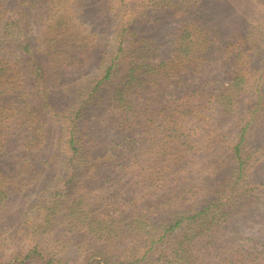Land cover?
I'll return each mask as SVG.
<instances>
[{
  "label": "trees",
  "instance_id": "16d2710c",
  "mask_svg": "<svg viewBox=\"0 0 264 264\" xmlns=\"http://www.w3.org/2000/svg\"><path fill=\"white\" fill-rule=\"evenodd\" d=\"M208 1L212 7L224 2ZM205 2L155 1L156 6L162 9L191 11L205 24H209L213 20L204 12L202 6ZM236 5L247 7L248 11H240ZM115 6H118L113 8L119 39L116 41V50L112 53L103 77H97L90 88L85 85L81 87V96L73 103V108L59 112L44 99V71L39 61H29L28 66L36 78L37 94L44 99V111L49 110L54 116L52 118L62 124L58 150L64 170L62 178L58 179L52 190H44L37 200L29 202L30 208L23 216V227L10 234L6 232L0 235V264H202L203 254L197 248L214 250V257L209 260L215 264L221 260L225 264H237L243 260L247 262L246 257L251 258L252 264H264L262 235L247 238L254 245V249L249 251L246 245L239 244L242 236L235 239L238 243L231 241L227 248L224 247L221 242L226 238L217 231L230 227L227 223L236 212L234 210L246 199L256 195V192L264 200V179L261 177L264 172V145L251 146L253 131L264 115V0H227L222 4V7H228L226 13L234 8L242 12L249 22L243 37L224 29L221 21L218 23L219 30L213 25L215 33L219 32L210 39L197 35L194 27L186 28L175 46L174 57L169 59L171 65L163 62L156 68L161 71L187 68L200 61L204 53L210 55L216 47L223 46L229 58H235L236 63L232 69V83L220 96L225 112V116H222L231 120L240 116V124L233 132L230 155L232 176L228 184L225 187L223 184L203 202L189 206L188 210L171 213L163 220L152 212L149 214L151 206L144 213L138 214V209L150 204L151 201L147 199L173 191L179 182L187 179L196 166V160L206 152L202 148L201 136L199 138L192 124L197 120L206 122L204 111L208 100H203L206 96L201 92L199 97L202 99L188 95L175 107H171L159 91L151 90L149 95L145 93L147 96L143 107L136 110L131 98L136 93L133 83L139 80L137 71L154 68L150 60L143 67L130 64L126 81L112 90L111 100L122 113L117 121L113 147H89L90 139L85 128L88 112L98 104L99 95L111 88L115 74L119 70L124 73L122 65L128 59L125 50L128 49L135 29L147 22L142 17L143 13L146 15L143 12L148 6L146 1L131 7L125 0H121ZM248 66L253 69L252 80ZM238 106L239 113L235 110ZM11 111V107L0 108V163L1 156L10 144V122L14 117ZM38 134L45 139L46 134L41 127ZM224 137L228 138V135ZM125 146L134 155L122 162L113 148ZM139 152L141 155L138 157ZM109 165H119L127 175L125 179H118V182L126 181L125 187L119 185L109 192L110 196H106L108 207L115 200L118 201L117 218L101 220L95 215L96 207L103 203L99 196H95L91 202L87 195L80 194L68 205L67 198L74 190L72 188L88 177L90 171ZM1 167L0 164V203L3 202L1 195L4 194L2 185L6 182ZM110 179L107 178L108 181ZM130 189L140 196L129 197L127 190ZM127 206H131L134 211L126 213L124 209ZM65 210L66 215L63 217ZM103 216L107 217L108 214ZM261 218L264 219V216ZM66 221L68 225L86 229L98 242H103L104 248L88 251L79 246H68L56 238L54 231L57 224ZM126 240L130 241V246L121 250L120 246ZM194 246L197 248L192 250ZM212 261L205 264H213Z\"/></svg>",
  "mask_w": 264,
  "mask_h": 264
},
{
  "label": "rangeland",
  "instance_id": "374dc122",
  "mask_svg": "<svg viewBox=\"0 0 264 264\" xmlns=\"http://www.w3.org/2000/svg\"><path fill=\"white\" fill-rule=\"evenodd\" d=\"M119 1L121 0H0V108L11 107L14 115L10 122L12 132L9 148L1 156L0 163L2 175L6 179L2 185L3 202L0 203V235L6 232L10 234L23 227V216L29 202L37 200L44 190H52L58 179L62 178L64 169L58 150L62 124L52 118L54 116L49 110L44 111L42 103L46 99L59 112L73 108V103L81 96V87L85 85L90 88L97 77H103L112 53L116 50L118 29L114 8L118 7L115 3ZM125 1L131 7L146 1L148 6L143 10L146 15L143 13L142 17L147 22L135 29L128 49L125 50L128 59L122 65L124 73L119 70L115 74L111 88L99 95L98 104L88 112L85 128L90 139L89 147H113L117 121L122 113L111 97L113 98L114 87L126 81L130 64L143 67L150 60L154 68L137 71L139 80L133 83L137 94L131 96L136 110L143 107L151 90L159 91L171 107H175L188 95L202 99L199 97L201 92L206 96L203 100H208L204 111L206 122L197 120L192 124L199 138L201 136L202 148L206 152L196 160V166L187 179L179 182L173 191L147 199L151 201L150 204L138 209V214L144 213L151 206L149 214L152 212L163 220L171 213L188 210L189 206L203 202L223 184L224 187L228 184L227 181L232 176L230 155L233 132L240 124V116H236L233 121L223 117L225 112L220 96L232 83V69L236 63L235 58H229L223 46L216 47L210 55L204 53L200 61L187 68L170 71L156 68L163 62L171 63L169 59L174 57L175 46L186 28L194 27L197 35L210 39L219 32L215 33L213 25L219 30L218 23L221 21L224 29L243 37L249 22L242 12H247L248 9L236 5L241 13L234 8L226 13L229 4L227 8L222 7V4L227 0H216L215 3L224 2L221 5L215 4L214 7L206 0L202 7L213 22L205 24L191 11L157 7L155 1L158 0ZM32 59L40 62L38 63L45 74L44 99L37 94L36 78L28 66ZM247 69L251 73V79L253 69L251 66ZM110 90L113 91L110 93ZM235 110L239 113L240 106ZM40 127L46 134L45 139L38 134ZM224 135H228V138ZM252 136L251 146L264 145V115ZM113 149L122 162L134 155L126 146ZM140 155L139 152L137 156ZM126 176L119 165L94 169L72 188L74 190L67 198V203L71 205V201L80 194L87 195L91 202L95 196H99L103 203L96 207L95 215L101 220L117 218L119 203L115 200L108 207L106 196H110L109 192L119 185L125 187L126 181L118 182V179H125ZM261 177L264 179V172ZM107 178L111 179L108 181ZM127 194L132 198L140 196L133 193L132 189L127 190ZM255 194L234 210L236 212L227 223L230 227L217 230L220 231L219 235L226 238L221 242L224 247L227 248L231 241L236 242L235 239L242 236L239 244L246 245L252 251L254 245L247 238L264 237V219L261 218L264 216V200L259 192ZM127 207L124 209L126 213L134 211L131 206ZM104 214L108 216L104 217ZM65 215L66 210L62 216ZM54 232L55 237L68 246H79L88 251L104 248L103 242H98L86 229L68 225L67 221L58 223ZM129 246L130 241L126 240L120 249L124 250ZM194 248L197 247L194 246L192 250ZM197 249L203 254L202 264L212 261L209 259L214 257V250ZM246 258L247 262L243 260L237 264H252L251 258ZM224 262L221 260L218 264H225ZM212 263L215 264L213 261Z\"/></svg>",
  "mask_w": 264,
  "mask_h": 264
}]
</instances>
